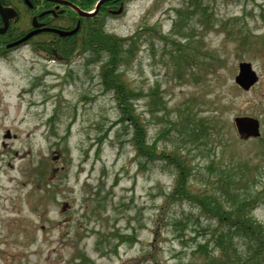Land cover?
I'll return each mask as SVG.
<instances>
[{
  "label": "rangeland",
  "instance_id": "374dc122",
  "mask_svg": "<svg viewBox=\"0 0 264 264\" xmlns=\"http://www.w3.org/2000/svg\"><path fill=\"white\" fill-rule=\"evenodd\" d=\"M103 30L135 37L119 72L141 93L148 142L179 145L194 187L218 189L226 210L259 192L250 215L264 225V0H127ZM76 49L57 61L30 46L0 57V264H216L209 207L167 199L171 166L139 165L102 84L108 56ZM242 61L258 75L249 90L234 82ZM152 89L168 121L147 112ZM187 110L208 124L199 146L176 133ZM236 116L257 118L260 137L241 138Z\"/></svg>",
  "mask_w": 264,
  "mask_h": 264
},
{
  "label": "trees",
  "instance_id": "16d2710c",
  "mask_svg": "<svg viewBox=\"0 0 264 264\" xmlns=\"http://www.w3.org/2000/svg\"><path fill=\"white\" fill-rule=\"evenodd\" d=\"M1 2L5 5L8 4L5 0H1ZM104 21V17L97 20L91 19L89 22L87 20L85 30L78 38L79 40L74 42L66 39L60 42H52L51 47L48 48L49 53L47 52L49 55L45 58L54 61H57L58 58L59 60L68 59L72 54L77 53L75 52L76 48L81 51L89 50L90 59L94 61H97L102 54L107 55L108 59L101 63L102 84L114 93L120 120L126 122L132 128L130 133L131 143L139 165L160 160L171 166L174 185L171 192L167 194V199L173 200L183 196L186 201L201 204V208L203 206L209 207V211L212 212L210 217L216 222V226L211 230L209 237V241L211 239L216 241L214 248H216L218 254L214 263L264 264V225L250 215L251 207L255 204L256 207L258 206L260 193H256V196L251 197V199L245 197L240 199L237 195L236 197L239 199L234 198L232 210H226L223 208L225 206L218 201L220 198L215 194L218 189H212L211 192L213 193H202L194 187L190 178L191 172L189 170L191 167L188 164L186 154L180 150L179 145L172 146L171 150L169 149L166 153L163 149L160 150L155 143L148 142L144 119L140 117V113L136 111L133 104V100L139 98L141 93L129 86L128 82L122 78L121 72H119L121 64L126 62L129 55L135 52V37L122 38L105 32L103 30ZM16 38L17 34L10 29L0 35V52L6 50V43ZM157 92L155 89L150 92L149 100L146 102L147 112L156 119L168 121L165 104L161 95ZM160 111L164 113L161 116H159ZM187 113L182 116L176 133L181 138V143L183 139L186 143L199 146L206 138L207 128L209 130L208 124L204 119H196L191 110H187ZM169 123L174 129L175 122L169 121ZM168 128L165 130H168ZM228 175V172L221 169L217 178L220 188L223 187L222 179ZM227 182L230 183L231 181ZM225 193L228 192L225 191ZM235 238L242 243V250H238L235 246ZM204 248H206V245H197L198 251Z\"/></svg>",
  "mask_w": 264,
  "mask_h": 264
},
{
  "label": "flooded vegetation",
  "instance_id": "af4514ba",
  "mask_svg": "<svg viewBox=\"0 0 264 264\" xmlns=\"http://www.w3.org/2000/svg\"><path fill=\"white\" fill-rule=\"evenodd\" d=\"M7 5L0 4L6 8H12L14 17L8 19L7 30H13L17 34L15 40L6 43V50L0 52V56L30 46L34 51L44 58L48 57L52 42H60L69 39L76 42L85 30V23L104 17L105 20L111 17L122 15L125 11L127 0H103L98 10L96 5L102 0H5ZM121 12L115 13L120 10ZM94 12L87 16L85 13ZM84 13V14H83ZM4 26V21L0 15V27ZM71 35L60 36L55 30L72 31ZM32 33L26 40L11 46L14 42L22 39L28 33ZM40 51V52H39ZM5 52L4 54H2ZM48 52V53H47Z\"/></svg>",
  "mask_w": 264,
  "mask_h": 264
},
{
  "label": "water",
  "instance_id": "95a60500",
  "mask_svg": "<svg viewBox=\"0 0 264 264\" xmlns=\"http://www.w3.org/2000/svg\"><path fill=\"white\" fill-rule=\"evenodd\" d=\"M101 2H103V0L97 4L96 10H98V7ZM119 12H121V9L116 11L115 13H119ZM93 13H85V14L83 13V14L92 15ZM0 15L2 16L4 21V26L0 27V33H3L7 28L8 19L14 17L15 12L12 8L3 7L0 4ZM76 29L77 27L69 32L61 31V30H55V31H57L60 34V36H66V35H71L73 32H75ZM31 34H32L31 32L28 33L22 39L11 44V46L21 43L22 41L26 40ZM234 82L242 90H249L253 85H255L258 82V75L249 62L242 61L238 64V72L234 77ZM263 97H264V93H263ZM233 122L238 135L244 139L257 138L261 134L260 122L257 118L250 116H236L234 117ZM6 137H9L8 133Z\"/></svg>",
  "mask_w": 264,
  "mask_h": 264
}]
</instances>
